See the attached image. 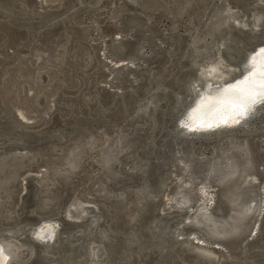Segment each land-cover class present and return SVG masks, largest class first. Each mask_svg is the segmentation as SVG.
<instances>
[{
	"label": "rangeland",
	"instance_id": "374dc122",
	"mask_svg": "<svg viewBox=\"0 0 264 264\" xmlns=\"http://www.w3.org/2000/svg\"><path fill=\"white\" fill-rule=\"evenodd\" d=\"M254 43L249 51L264 45V0H0V239L17 249L8 264H264V101L231 128L189 133L176 119L210 78L203 66L237 75ZM101 128L140 139L116 166L121 211L101 196L97 153L72 179L42 184L47 163ZM229 141L260 158L233 211L249 194L263 207L254 232H243L252 210L208 244L194 207L168 205L178 171L168 158L185 145L210 157ZM212 192L210 212L221 205ZM69 199L83 202L80 217L66 216ZM44 221L56 222L50 241L33 235Z\"/></svg>",
	"mask_w": 264,
	"mask_h": 264
},
{
	"label": "water",
	"instance_id": "95a60500",
	"mask_svg": "<svg viewBox=\"0 0 264 264\" xmlns=\"http://www.w3.org/2000/svg\"><path fill=\"white\" fill-rule=\"evenodd\" d=\"M259 41H263V39L261 38ZM253 45L255 43L246 48L240 56L238 60V63H240V71L243 68L249 49ZM136 51H138L137 45L133 43L124 56L128 62L138 60ZM82 52L83 49L80 50V53ZM34 56H36V59H39L41 53L36 52ZM46 62L48 61L46 60ZM263 101L264 98L254 106V109L247 116L243 117L234 125H221L212 129L188 130L187 132H210L245 123L246 118ZM180 115L181 112L176 115L177 123ZM20 116H23V114L20 113ZM181 127L183 128V126ZM114 132L113 135H110L104 128L94 130L85 129L66 146L64 153H62L56 162L46 164L42 173V184H54L58 181L66 182L72 179L77 171L83 170L85 160L89 159L94 153H97L95 162L102 168V177L99 180L101 196L107 200L112 199V205L120 211L123 210L127 200L126 190L122 188L125 184V178L122 173L116 171V166L122 164V156L139 144L140 139L136 138L128 141L125 134L119 128H116ZM105 152H108V154H105ZM66 158L68 159V163L65 162ZM198 161L201 162L199 166L196 164ZM168 164H174L178 168L174 188L167 199L168 205L169 207L182 205L188 208L194 207L191 221L195 225L203 226L204 234L209 239L208 244L215 237L229 233L232 223H236L235 221L240 218L244 219L254 210V218L251 217L244 224V235L249 234L250 227L256 223L255 217L262 211V199L256 200L257 196H251L249 194L238 205L237 211H233V206L237 205V201L242 194V186L247 179H256L255 174L260 164V158L256 155L255 147L252 143L246 141L243 143L229 141L223 145L219 144L210 157H199L193 153L190 145H185L181 151L174 150L172 152V155L168 158ZM180 175L189 176L192 183L184 190L178 192L176 187L177 179ZM109 181L115 183L113 188L108 187L107 183ZM200 182H204L205 185L212 188L215 186L218 187L221 205L213 212H210L212 203L207 209L200 211L198 208L197 184ZM65 209L66 216L80 217L85 212L84 204L80 200L69 199ZM52 224L54 229H56V222H52ZM33 235L35 236L34 231ZM51 239L47 238L48 241ZM16 250L15 246L11 244L12 253L10 261L17 258ZM237 250L241 251V246L233 248L234 252ZM87 254L90 257L91 251L89 248L87 249Z\"/></svg>",
	"mask_w": 264,
	"mask_h": 264
},
{
	"label": "bare ground",
	"instance_id": "6f19581e",
	"mask_svg": "<svg viewBox=\"0 0 264 264\" xmlns=\"http://www.w3.org/2000/svg\"><path fill=\"white\" fill-rule=\"evenodd\" d=\"M260 49H264L263 44L256 45L249 53L247 54L243 68L239 74L234 76H229L226 73H221L218 68L217 63L208 64L203 66L201 74L209 79L205 78L206 81L201 85L202 87L195 93V96L192 98L190 103L185 107L181 113L178 124L183 126V129L187 132L188 130H205L219 127L221 125L231 126L236 123H233L231 119L225 122L224 116L226 113H211L205 111L201 108V103L203 100L211 99L213 101L221 98L229 99H239L240 94L235 90L225 93V89L229 86L236 84L237 81H240L251 71L249 66L250 58L253 55H256ZM259 59V57H258ZM113 60V59H112ZM200 74V75H201ZM263 98L260 99V101ZM245 106L248 108L247 114L254 109V106L257 104H252L250 100L243 101ZM256 110V109H255ZM247 114L245 116H247ZM243 116V117H245ZM243 117L236 116V119L240 121ZM209 125H212L209 127ZM108 154V152H105ZM65 162L68 163L66 158ZM185 173V170H184ZM191 178L186 175H180L177 179L176 190L182 191L188 186L191 185ZM198 199L197 204L198 208L201 211L202 209H207L214 200V193L212 192V187L205 185L204 182L197 184ZM169 195V194H168ZM216 198V197H215ZM187 218V217H186ZM190 218V217H189ZM256 229V223L250 227V233L254 232ZM55 229L51 221H44L40 223L35 229L34 234L39 238H53ZM8 240V239H7ZM7 240L0 239V250H2V255H0V264H8L11 257V242Z\"/></svg>",
	"mask_w": 264,
	"mask_h": 264
},
{
	"label": "snow or ice",
	"instance_id": "6c2138e0",
	"mask_svg": "<svg viewBox=\"0 0 264 264\" xmlns=\"http://www.w3.org/2000/svg\"><path fill=\"white\" fill-rule=\"evenodd\" d=\"M249 66L251 71L242 80L224 90L225 93L235 90L240 94L239 99L221 98L213 101L209 98L202 101L201 108L211 113H226L225 122L231 119L233 123H238L236 116L243 117L248 111L243 101L250 100L252 104H255L264 98V49H260L250 58ZM0 255H2V250H0Z\"/></svg>",
	"mask_w": 264,
	"mask_h": 264
}]
</instances>
